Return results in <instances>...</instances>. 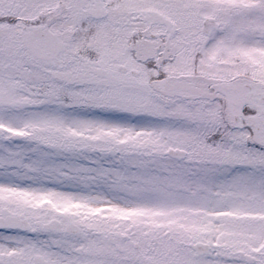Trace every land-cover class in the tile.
I'll return each instance as SVG.
<instances>
[{
	"label": "snow or ice",
	"instance_id": "1",
	"mask_svg": "<svg viewBox=\"0 0 264 264\" xmlns=\"http://www.w3.org/2000/svg\"><path fill=\"white\" fill-rule=\"evenodd\" d=\"M0 264H264V0H0Z\"/></svg>",
	"mask_w": 264,
	"mask_h": 264
}]
</instances>
